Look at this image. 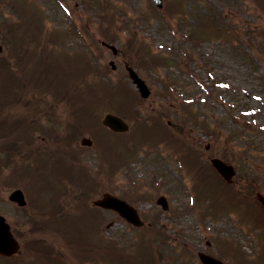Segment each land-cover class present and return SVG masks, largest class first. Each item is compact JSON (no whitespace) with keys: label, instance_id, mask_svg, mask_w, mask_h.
Listing matches in <instances>:
<instances>
[{"label":"rangeland","instance_id":"1","mask_svg":"<svg viewBox=\"0 0 264 264\" xmlns=\"http://www.w3.org/2000/svg\"><path fill=\"white\" fill-rule=\"evenodd\" d=\"M35 1L39 10H42L41 15L48 28L45 31L39 14L32 6L33 12H31V15L23 17L26 23L24 38L38 43L17 45L15 48L19 55H31L32 59L38 61L41 67L47 56H55L60 60H64V64L57 65L59 68L57 84H61L63 87H65L66 81L71 78V74L66 69L68 59L64 58V47L71 51L75 48H84L87 45L86 47L91 48L97 57L96 63L98 66L105 67L106 75L110 78L117 79L120 77L127 80L128 72L125 70V63H127L137 70L139 76L146 80L149 88L154 92L152 99L150 98L148 102L143 101L139 105L140 110L148 115L147 108L148 111L149 109L152 111L153 109L158 110V108L163 109L165 107L172 122L173 132L180 133V125L183 123L184 131L188 132L185 138H188L196 148H200L198 150L202 153L204 163H208V155L210 154L223 155L228 162H233L237 171L235 179L237 184L234 185L235 188L233 187L236 192L252 190L253 186V188H257L264 193V33L261 32L264 30V17L262 11L257 9L258 4L264 7V0H256L258 4L254 0H185V4L189 5V10L193 13L196 12V16L199 14L200 19L209 12L214 15L215 20L221 26L218 30L212 31L208 22L202 20V25L196 27L198 41L191 39L190 35V24L193 17L183 21L181 26L175 20H171L170 26L166 27L163 25L164 22L162 23L161 16L155 12L157 10L152 5L151 0ZM8 2V0H5L4 7L1 8V12L4 14L3 17H9V14H13L8 8ZM176 2V0H168V4L174 5ZM24 9H26L25 3L23 4ZM83 25H86V27L84 28ZM0 26L3 27V22H0ZM65 29L69 32H66ZM202 29L203 31H201ZM53 31L59 33L64 31V34L62 36L53 33L49 36V33ZM46 32L49 38H55L59 41L58 44L54 42L46 43L43 40L46 39L44 38ZM106 32L115 35L109 39L105 36ZM135 33L138 39H135L133 48L134 37L131 36ZM139 38L144 45L149 46L151 51L149 57L138 56L141 46ZM102 40H107L120 49L118 56H113L109 49L102 46ZM50 45L55 46L53 52L49 48ZM145 51L148 52V48H145ZM141 52L143 54L142 49ZM6 53L8 54V51ZM86 54L92 58L88 51H86ZM8 55L4 54V56ZM79 56L82 57L81 53H79ZM164 57L169 59V64H164ZM110 59L115 60L116 70H111ZM158 63L162 65L158 67L156 65ZM13 64L15 68H18L16 63ZM83 67L87 74L90 67H88V70L85 69V65ZM26 68L27 65L24 69H17L16 74L22 79L25 78L24 70ZM53 72H55V68L50 70V73ZM76 73L78 77L81 76L78 69ZM67 75L68 78L66 79ZM92 75L91 73L88 76L90 82L92 81ZM51 78L52 75L49 76V84ZM94 80L96 84V77H94ZM80 82L82 83V80ZM129 82L133 87L132 81ZM86 83L90 86L88 79ZM168 83L172 84L169 91L165 88ZM27 85L28 88L32 87L34 90L33 95L29 96L28 94L29 98H25L24 104L26 100L28 102L33 100L32 106L36 107L35 103L39 100L40 106L44 109L43 113L41 110L37 111L38 117L44 121V124L41 123L36 127L38 135L50 133L49 128L45 127L46 109L49 107L47 104L52 101L56 102L53 109H57L65 119L67 117L66 109L69 110V107L65 102L57 100L56 96L51 94L55 92L56 88L51 87L50 90L45 82L40 84L34 82L30 86L27 81ZM103 96L105 97V94ZM104 97L99 96L97 104L99 109L96 111L98 117L100 115L102 117L105 112L113 110L114 103H108ZM47 99L49 102L46 101ZM184 102L191 104L189 110H191L192 116L196 118L197 114L198 121L208 124V128L215 131L214 134L206 133V129L202 125L192 124L188 120L185 116L187 112L185 108L188 106H183V104H186ZM18 106L20 107L18 109H21L20 111L28 108L22 107L21 103H18ZM53 111L51 110L50 113L52 114ZM34 112L33 109V114ZM33 114L30 115L33 116ZM129 119L131 120L132 129L122 136L119 141L129 136L128 139H131L132 145L138 144L135 143L136 139L139 141L146 139L149 142L158 144L160 147H164L161 138L158 137L161 135L157 130L154 133L149 128L145 133L140 130L141 135H139L137 123L133 120V117H129ZM137 134L139 137L135 139L134 135ZM82 135L92 136L97 143L92 149L85 150V148H82L80 151L82 154L79 155L78 153L79 157L84 156L86 158V162L88 161L90 166L93 164L91 167L94 174H96L100 162L97 150L101 148L99 146L101 139L111 142L117 140L118 135H110L84 127L81 129L79 137H75L73 140L74 146L72 145V148L74 150L75 148L78 149L76 145ZM176 135L181 137L183 134ZM174 137L176 136L174 135ZM51 144L52 141L47 143L41 141L40 152L37 155L46 152L47 147ZM207 144H210V147L206 152ZM169 147L175 150L179 149V145L176 143L169 144ZM58 148L60 147L58 146ZM147 148V145L142 148L138 146V150L129 155L128 165L113 177H107L103 170L99 174V178H101L99 194L104 190L114 191L120 193V195H126L133 201L137 200V198H134L135 194L144 195L147 199L140 202L139 206L145 212L142 211L145 218L147 219L149 215L156 214L157 210L161 211L157 212L159 218L156 222L164 224L165 228L171 230L172 234L176 232V235L181 237L179 239L180 244L173 239L174 246H177L176 250L170 246L163 248L165 251L163 255L166 259L162 257L160 261L156 256L145 258L148 252H153L151 249H154L153 242L155 241L142 239V241L139 240L140 244L137 245L136 238L139 234H143L144 230L142 228H131L126 222L123 224L116 220L115 216L113 217L112 214L105 212L98 213L99 222L103 226L101 228L98 226L96 231L101 230L102 233L104 232V238L116 239L119 243L118 246L121 247L116 252L121 253L122 257H126L129 251L131 255L134 254L132 260L128 261L129 264H173L174 257L172 255L176 256V254L181 257L182 264L186 259L189 260L190 264H200L197 259L198 250L203 249L206 241L210 240L213 241L212 250L218 251V242L214 241L219 238L223 239L222 242L225 244L228 241H234L232 247L238 251L239 256L244 258V264H250L251 260L254 259L253 254L256 248L259 250V248L264 247L262 240L264 235L258 229L251 228L250 224L253 221L247 220L246 215L241 214L245 206L236 205L228 210L226 207L230 206V203L226 202L223 204L225 210L219 211L221 213H212L209 203L203 202L205 199L204 195L201 194L215 186L213 180L218 183L216 176L212 175L209 178L200 176L202 180L198 177L197 185L202 188V193H197L199 189L196 188V185L191 184L193 174L188 175L187 172V178L180 177L173 171L174 169H171L170 161L172 158L167 154L165 156V150L168 148L164 147V150H159L160 154L157 152L151 153ZM52 150L54 149L52 148ZM117 154L120 155V150L112 152L113 156ZM206 154L208 155L206 156ZM186 158L192 161L191 157L186 156ZM21 161L23 162L21 156H18L12 165L14 166L16 162L20 164ZM24 162V165L30 163L35 168L34 158L24 160ZM12 165L5 167V173L0 176V214L7 217L11 225L23 235L25 241H29L31 235L26 229L27 222L30 220L31 214H36L37 218L40 216V213H37L39 205L34 203L33 206L32 203L28 202L32 207L31 210L25 212L9 203L7 200L9 191L23 183L20 179H15L6 184L1 182L2 178L4 179L9 174L8 171L12 168ZM46 170L49 171L48 173L51 176L57 174L56 172H52V174L49 166L46 167ZM48 173L42 174V171L39 170L38 173L33 174L32 181L34 184L29 187V196L32 197V193L36 192L34 199H40L50 204L54 201L55 196L50 191L51 187L47 183L48 181H44V177ZM198 174L200 175V173ZM61 175L63 179L67 178L65 174L61 173ZM19 181L22 183H19ZM246 181H250L251 184H246ZM161 184L164 187L160 190L157 185L161 187ZM190 185L193 190L192 188L189 190ZM61 186L63 185L60 184L58 188ZM223 187L221 185L219 191H223ZM214 192L210 190L208 200L211 201L218 194V192L213 194ZM160 193L168 197L169 207L172 211H162L161 208L155 205L156 196ZM242 199H245L244 194L241 196ZM223 201L222 199L221 203ZM193 204H196V207ZM66 209L67 207L62 206L61 211H66ZM218 210H221V208H218ZM91 212V215H88L91 222L86 219V213L79 214L81 215V220L78 219L79 225L73 226L71 231H68L69 228L65 230L62 227V230L55 231L54 238L44 239L37 247L24 256H20L17 260L0 257V264H100L101 262L97 263L94 259H87L88 254L90 257L98 254L92 244L99 239V235H93V230L88 226L93 222L95 224L93 216H97V214H95V211ZM70 213L69 211V215ZM112 219L116 222L110 228H106V223ZM62 220L64 219L57 220L55 225H63ZM149 230L153 234V230ZM45 234L50 235L48 232H45ZM222 242H219V247L222 246ZM86 243L91 244L88 247L90 251L85 254L79 253V249ZM182 243L186 244L191 251L181 250ZM131 244L134 247L137 245L135 247L137 251L135 250L134 253H131L132 250L129 247ZM62 245H64L63 250L60 247ZM110 250L111 247L106 244L102 249V255L100 254V261L104 260L106 262L108 259L107 251ZM231 255L233 258L237 256L236 253H231ZM226 258L230 263L236 262L230 255L226 254ZM142 259L144 260L142 261ZM109 261L107 260V263ZM236 264L238 263L236 262Z\"/></svg>","mask_w":264,"mask_h":264},{"label":"water","instance_id":"2","mask_svg":"<svg viewBox=\"0 0 264 264\" xmlns=\"http://www.w3.org/2000/svg\"><path fill=\"white\" fill-rule=\"evenodd\" d=\"M155 1L159 4L160 0H155ZM115 124H116L115 127L118 129L125 128V125L122 122L120 123V122H117L115 120ZM216 166H217L218 170H220V172L223 173L228 179V176H230V173L232 172L231 167H226V166H224L222 164H218V163H216ZM11 198L16 200V201H19V203H23L22 193H20V191H18V190L16 192H14V194L11 196ZM105 204H108L111 207H113V208L115 207L119 210H120V208H125V209L129 210L128 213L130 215H132V218H133L132 220H134L135 223L138 222V219H137V217H135L134 213L132 211H130L129 208L124 206L117 199L107 198V199H105ZM17 248H18L17 243L10 233L9 225H6L4 223L3 217L0 216V252L3 254L9 255V254H12L13 252H15L17 250ZM202 259L205 262V264H222L217 259L210 258L207 256H203Z\"/></svg>","mask_w":264,"mask_h":264}]
</instances>
